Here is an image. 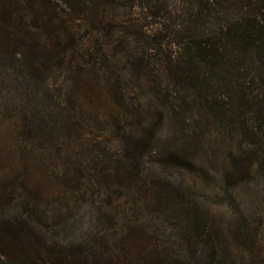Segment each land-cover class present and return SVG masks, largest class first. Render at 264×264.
Instances as JSON below:
<instances>
[{"label": "rangeland", "instance_id": "374dc122", "mask_svg": "<svg viewBox=\"0 0 264 264\" xmlns=\"http://www.w3.org/2000/svg\"><path fill=\"white\" fill-rule=\"evenodd\" d=\"M95 2L64 17L72 37H0V223L25 241L10 252L264 264V56L225 38L234 65L199 57L197 35L221 26L192 0Z\"/></svg>", "mask_w": 264, "mask_h": 264}, {"label": "trees", "instance_id": "16d2710c", "mask_svg": "<svg viewBox=\"0 0 264 264\" xmlns=\"http://www.w3.org/2000/svg\"><path fill=\"white\" fill-rule=\"evenodd\" d=\"M96 0H0V37L5 34L8 40V45H13L19 34L28 35L31 30L42 31L47 29L50 23L51 29L55 36L61 35V38L72 37L71 26L64 28V17H77L91 15L95 8ZM196 6V15L199 17L208 18L213 24L218 23L220 28V35L211 32L207 29V33H201L198 41L194 40L197 46V53L210 62L223 64L230 60L221 52V48L227 46L225 38L233 40L236 46L246 47L245 54L249 52H258L264 56V0H238L237 14L238 18L232 23H226V17H218L217 14L223 8L222 0H192ZM72 4H79V9L73 8ZM43 6H48L51 10L50 15L42 16ZM19 15V16H18ZM195 15V14H194ZM54 17L53 20H50ZM197 17L198 19H200ZM21 19V20H19ZM50 20V21H48ZM203 20V19H201ZM18 23V25H17ZM71 23V22H70ZM208 23V22H207ZM218 35V36H216ZM99 52L107 55L108 50L99 48ZM172 56L170 60H172ZM169 60V61H170ZM239 60L229 61L232 65ZM175 63V62H174ZM211 68V73L215 76L219 75L216 72L217 67ZM24 238L22 227L15 224H10L8 227H2L0 223V264H23L24 256L17 252H10L11 247L15 243H23L25 241L16 239ZM49 258L42 257L31 258V264H54L61 258L58 255H48ZM28 262V261H26Z\"/></svg>", "mask_w": 264, "mask_h": 264}]
</instances>
